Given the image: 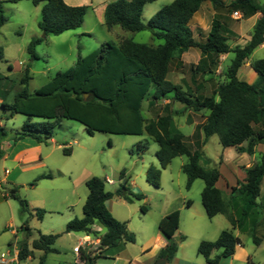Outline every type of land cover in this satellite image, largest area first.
Wrapping results in <instances>:
<instances>
[{
    "label": "trees",
    "instance_id": "obj_1",
    "mask_svg": "<svg viewBox=\"0 0 264 264\" xmlns=\"http://www.w3.org/2000/svg\"><path fill=\"white\" fill-rule=\"evenodd\" d=\"M35 6L42 5L40 30L47 36L61 35L83 26L88 6H71L65 0H31ZM157 0H114L105 9V24L108 28L120 26L130 32L149 30L154 38L163 40L159 46H149L130 39L120 44L103 43L97 50L86 57L78 55L76 63L65 71H58L55 76L41 89L31 93L29 84L32 80L29 66L26 67L21 79L22 89L15 95L12 102L3 97L2 109L8 112L7 119L17 114L27 117L21 129L16 131L14 143L24 138H34L38 142L47 143L53 138L54 131L62 120L80 123L89 135L106 133L114 135L143 136L147 134L159 146L156 152L159 167L150 165L146 172L147 182L154 188H161L162 170L166 169L173 159L187 156L189 162L183 166L187 175V189L197 179L205 183L202 192V204L207 216L212 219L225 213L227 205L222 192L217 188L221 172L217 168L208 169L201 164L203 147L208 139L218 136L225 148L242 149L244 152L255 153V147L264 142V58L251 64L257 79L249 83L240 78L239 72L253 52L264 45V3L256 0H232L227 6L222 0H174L160 9L148 22L143 19V10L147 4ZM0 0V29L8 21ZM211 2L217 10L228 12L241 11L245 19L259 14L253 27L251 39L244 45L232 48L225 33V24L220 18L213 19L205 41L194 37L191 22L200 11L202 5ZM43 42L35 38L28 46V52L37 59L36 47ZM190 49H198L212 66L219 65V57L233 53L234 58L226 72V81L217 90L206 96L190 85H183L168 79L172 72L176 54H183ZM5 59L4 48L0 46V61ZM182 66V63H180ZM192 75L196 79L198 71L202 75H214V69L205 66H193ZM86 95H88L86 97ZM169 99L172 103H181L185 108L195 111H208L206 121L200 126L203 139L199 138L192 144L181 132L173 127V115L166 110L165 114H156L155 118L147 119L143 112L144 103L148 111L154 112L157 103ZM5 118V117H0ZM7 135L5 127H0L1 140ZM65 146V144H64ZM148 149V141L139 142L132 152L143 153ZM65 155L73 150L64 147ZM3 152L0 147V157ZM124 173L121 174L123 178ZM42 175L41 179L52 178ZM264 179V154L257 165L246 169V177L240 186L232 188V200L243 197L242 217L253 218L252 236L259 246L263 238L256 235L260 222L254 216V209L260 207L258 199ZM107 179L94 176L87 181L89 194L83 206V216L75 217L67 223L64 233L81 232L99 237L95 225L106 229L101 235L99 245L92 250L79 248V262L73 264H96L97 259L106 250L115 248L121 243H135L136 236L130 232L127 222L118 220L107 207L113 198H122L129 203L145 199L144 194L131 192L125 182L113 192L106 190ZM6 198L19 202L21 231L24 238L18 241V260L24 261L34 257L36 251L43 252L37 264H46L50 253H58L54 247L59 234H42L37 231V238L30 243L34 230L30 226L33 215L42 220L46 214L43 209L32 210L29 202L19 196V188L8 190L2 187ZM237 195V196H235ZM8 196V197H7ZM192 202L189 201L188 204ZM142 212L147 208L142 206ZM180 211L165 216L159 223V229L167 238L168 244L161 251L159 258L172 261L186 236L175 238L180 227ZM233 226L236 221L231 217ZM242 244L232 229L224 230L215 241H202L198 254L203 256L207 264H219L221 258L234 255L237 246ZM214 252H219L213 256ZM167 262V263H168Z\"/></svg>",
    "mask_w": 264,
    "mask_h": 264
},
{
    "label": "rangeland",
    "instance_id": "obj_2",
    "mask_svg": "<svg viewBox=\"0 0 264 264\" xmlns=\"http://www.w3.org/2000/svg\"><path fill=\"white\" fill-rule=\"evenodd\" d=\"M2 4L5 15L8 18L6 24L0 29V46L4 48L5 59L2 61L3 74L7 72L10 74V83L14 82L12 92L7 94L8 102L14 100V90L19 86V80L23 75L24 69L29 66L30 75L32 80L29 84V91L34 93L45 86L58 71H65L71 68L77 61L78 55L83 57L88 56L93 51L97 50L101 44L106 41L115 43L117 38H126L133 40L137 43L146 44L149 46H159L164 43L163 40L154 38L149 30L141 32H130L117 27L116 30L108 32L105 26L98 24V16L96 10L88 9L85 16V24L76 29L67 31L61 35H49L44 38V33L38 27L36 22L37 17L41 20L42 5L35 6L31 0H4ZM174 0H157L153 3L147 4L143 10V19L148 22L160 9L164 6L171 4ZM232 0H226L228 6ZM258 3L263 4L264 0H256ZM212 4L206 2L201 11L193 18L191 28L194 32V37L198 41H205L210 31L213 19L220 18L225 24V33L229 39L231 47L234 49L238 46H244L251 38L253 28L251 27L252 19L248 20L243 17L241 11H238L242 18H234V10L228 12L227 10H218L216 13L212 10ZM258 15V14H257ZM255 15V17L257 16ZM92 29L94 35H85L84 30ZM35 38H42L43 42L36 47L37 59H33L28 52V46ZM121 43V42H120ZM199 50L193 49L189 54H176V60L173 64L172 72L168 75V79L175 83L181 81L187 82V79L192 74V67L205 66L214 69L212 80L207 86H204L202 71H198V76L201 80L197 88L199 91L200 86L205 87V94L211 96L218 88V86L226 81L227 68L234 58V54L230 53L229 60L225 63H219L217 66L209 64L207 59L200 53ZM185 57V58H184ZM264 58V47L257 48L249 57L246 64L239 72L241 79L251 82L248 78L250 72V62H254ZM183 59V61H182ZM250 61V62H249ZM182 63V66H180ZM11 70V71H10ZM219 71V72H218ZM5 76V75H4ZM184 79V80H183ZM4 81L5 77H4ZM206 84V83H205ZM189 85V84H188ZM21 88V86H20ZM187 89V88H186ZM2 96H0V101ZM165 101V102H163ZM156 107V113H146L147 103H144L143 112L147 117L152 116L155 118L156 114L160 113L166 99ZM0 103V114L4 113ZM176 109V114L179 115L175 118L174 129L180 130L188 138L187 142L193 143L198 138L201 140V133L199 127H193L186 122V119L192 120L191 123H198L199 125L206 121L208 111H195L193 109L185 108L181 103H171ZM170 109V108H168ZM191 111L189 114L184 115L185 112ZM27 117L23 114H17L13 119L5 120L8 131L16 132L21 129ZM197 132V134H195ZM193 134H195L193 136ZM53 137L59 144H65L66 147L73 148V153L67 156L63 150H58L57 153L62 158L69 168L73 171H78L80 166H88L89 171L96 174L95 176L107 179L106 189L114 191L115 188L124 184L126 180L135 181L137 187L141 191L135 194H144L145 199L134 200L132 203L123 204L117 202L114 208L116 213L126 218L130 232L131 229L138 230L141 222L146 219L151 225L159 217L164 202L170 200L174 195L180 193L189 200H195L200 209L202 205V192L205 183L201 179H197L190 189H187V175L183 171V166L189 162L187 156H180L172 160L166 169L162 170L161 188L157 189L151 186L146 179V171L152 164L159 165L156 157V152L159 149L158 144L147 134L143 136L133 135H114L106 133H96L91 136L86 131V128L78 122L71 120H62V123L54 131ZM148 141V149L143 153L132 152L135 145L139 142ZM264 143V142H263ZM248 147L245 143L243 148L229 147L225 148L221 145L218 136L210 137L203 147V154L201 164L208 168H217L222 177L218 182V187L223 191L225 204L228 211L232 210L234 202H241V197L233 199L230 198L231 192L227 190V184H236L240 186L243 181L240 178L239 171H246V169L257 165L263 152L249 154L244 152ZM264 149V146L262 147ZM244 153V154H242ZM124 177L121 178V174ZM58 181V180H56ZM19 187V196L25 198L28 202V195L31 193L25 188L24 185ZM262 196L258 199L260 207L254 209V216L262 220V212H264V184H262ZM228 192V193H227ZM230 192V193H229ZM134 193V192H133ZM85 196V195H84ZM177 196V195H176ZM237 196V195H235ZM85 197L81 200L77 197L74 199L73 209L76 216H82V207L85 202ZM8 203L3 208V217L11 220L14 218V226L19 228L20 236H22L21 218H20V205L19 202L13 198H9ZM117 201V200H115ZM48 202V201H47ZM48 213L42 221L43 230L48 232H58L65 229V220L69 216L71 209H67L64 205H57L58 209H48L49 203L46 205ZM145 206L147 213H143L141 208ZM53 208V207H52ZM55 210V211H50ZM57 210V211H56ZM262 211V212H261ZM37 217V216H36ZM38 217L34 223L39 224ZM210 223V220H208ZM37 231L35 234L37 235ZM135 233V232H133ZM53 234V233H43ZM243 242L253 249L254 258L252 261L255 264H264V219L260 222L256 230V235L262 237L263 241L260 246L254 242L253 236L250 233L240 234ZM194 239V238H193ZM192 243V238H191ZM58 246L61 247V254L52 256L51 259H58L73 262V249L72 242L69 238H62ZM1 252V250H0ZM26 262V261H25ZM49 264H57V261L50 260ZM71 264V263H70Z\"/></svg>",
    "mask_w": 264,
    "mask_h": 264
},
{
    "label": "crops",
    "instance_id": "obj_3",
    "mask_svg": "<svg viewBox=\"0 0 264 264\" xmlns=\"http://www.w3.org/2000/svg\"><path fill=\"white\" fill-rule=\"evenodd\" d=\"M112 1L114 0H65V2L71 6L85 5L88 6L89 9L96 10V14L98 16V24L105 26L108 32L114 31L116 30L117 27H120L116 25L111 28H108L105 24V9L107 5ZM222 1L226 3V0H222ZM204 4L202 5L201 9L203 8ZM211 8L214 11V13L218 11L213 7V5ZM259 16L260 15L258 14L256 17L254 16L248 19V20L252 19V24H251L252 28L256 24ZM36 22L39 23L38 17ZM83 33L85 35H90V36L94 35L92 29H89L88 31L84 30ZM125 39L126 38H117L115 40V44H120V42H122ZM106 42H111V41H106ZM260 47H264V45ZM192 50L193 49H190L188 52H185L184 56L189 54ZM200 53H199V57L201 56ZM229 56L230 53L221 55L219 57V63L227 62L229 60ZM252 63L253 62L249 63L250 72L248 74V78L251 79V82L249 83H254L257 79L256 73L251 68ZM2 64H3L2 61H0V96H2V100L0 101L1 104L3 103V97L9 94V92H12L13 87L15 86L14 82L10 83V80H8L10 79L9 78L10 74L8 72L6 74H3L4 72H3ZM4 77L6 81H4ZM203 77L204 78L202 81L204 82V86H207L213 78L212 75H207ZM184 79H187V82L183 84V82L185 81ZM184 79H183L184 81H181V83H176V84L183 85L185 89L188 88V84H189L194 90H199L197 88L199 82L196 83L195 81H198V79L201 80V77L200 78L196 77L195 79L194 76L191 74L190 77L188 78L184 77ZM20 86L21 85L19 80V86L16 88V90H14L15 92L14 97L22 89V86L21 88ZM204 86H200V89L203 88V90L201 89L200 92L207 96V94H205L204 92L205 90ZM166 101L169 102L170 104L169 99H166ZM160 103H157V106ZM169 104L165 103V105L162 107L161 112L158 114L161 115L165 114L166 110L172 113L173 127H174L175 118L179 115L176 114L175 107L169 106ZM155 111H157L156 108ZM190 112L191 111L185 112L184 115L187 116L186 114H189ZM146 113H148V115H150V113H153L148 111V104H147ZM8 115H9L8 112H4L0 114V117H5L0 119V127H5L7 130V135L4 138H2L1 146H0L3 152L2 157H0V250H1L0 255L3 253L8 254L6 258L8 260V264H37L39 258L43 255V252L41 251H36L34 257H29L24 261L18 260V251L16 250V248L18 249V241L24 238V234L22 232V236H20L19 228L16 226L12 228V225L14 223L13 217L11 220H8L2 215L3 208H5L6 206L5 204L8 203L7 200L9 199L6 198V194H4L2 187L5 186L8 190H10L13 187L24 185L25 188L31 192L27 197L29 199V205L32 210L41 209V208L47 209L46 205L48 203L49 205H54V206H49L50 208L48 209H58L56 208L58 207L57 205H64V207H66L67 209L69 210L71 209L68 218L65 220V224L67 225V223L70 222L72 219H74L75 217H79L76 216L77 214L73 209L74 199L78 197L79 200H81L82 197H85L84 199L86 201L87 196L89 194L86 185L87 181L92 177H94L96 174L89 171L88 166L83 164L80 166L78 171H73V169L69 168L68 165L65 163V161L62 158H60L57 153L58 150H63L64 147L66 146H64V144H59L54 137L47 143L38 142L37 140L31 137L24 138L14 143L13 138L16 132H12V131L9 132L5 124V120H9L6 118L8 117ZM148 115L146 117L147 119H153L152 116L148 117ZM191 121L192 120L186 119L185 123L192 125L193 127H199V129L200 126L203 124L202 123L199 125L198 123L195 122L191 123ZM175 131L181 132L180 130L177 129ZM195 134H197V132ZM195 134H193V136ZM198 136H201V138L203 139L202 132L200 134L198 132ZM263 146L264 143L258 144L255 147L254 155L260 152L264 153V149H262ZM159 166L160 164L157 167ZM239 173L241 180L244 181L246 177V171H239ZM42 175H52L53 177L47 179H41L36 183L35 186H32L31 183H33ZM238 180L236 181V184H231V183L227 184V190L229 189L231 192L230 198H232V188L237 186ZM125 182H127L126 186L131 192L136 193L137 191H141V189L137 187L135 181L130 182L129 180H126ZM262 184H264V179ZM216 186L219 189L218 183ZM117 188H115V190ZM221 192L223 195L222 190ZM262 193L263 190L261 185L260 197L262 196ZM176 195H174L167 202L163 203L161 213L157 218V220L154 221L152 225L148 223L146 219H144L141 222V225L139 226L138 230L131 229L133 232H135L134 233L136 236L135 243H121L119 246L115 248H110L106 250V252L97 259L96 264H156L160 260L159 256L161 251L168 244L167 238L162 234V232L159 229V223L165 216L175 211H180L181 214L180 227L175 235V238L177 239L180 235H184L186 236V240L180 244L179 250L175 258L172 261L168 262L167 264H207L205 258L198 254V247L200 243L202 241L217 240L220 234L227 229H232L235 236L241 240L242 244L237 246L234 255L221 258L219 264H255L252 261V259L254 258L253 249L243 242L240 235L242 233L251 234L254 227L253 218L250 215H248V217H242L243 197H241L242 201L240 203L234 202L231 211H228V207H227V211L225 213L219 214L214 218L210 219L207 216L204 207L203 209H200L195 200L194 201L189 200L188 198H186V196L180 193H177ZM189 201H191L192 203L188 204ZM117 202H122L123 204L129 203L122 198L115 197L107 202V207L118 220L122 222H126L127 221L126 218H123L122 216L116 213L114 205L117 204ZM50 211H55V210H50ZM47 213L48 212L46 211V214ZM82 216H83V207H82ZM262 216L264 217V212H262ZM231 217L236 221L235 226H233L230 221ZM36 218H37L36 215H33L30 221V226L34 230L33 236L30 239V243H32V241L37 238V235L35 234L36 230L40 231L42 234L53 233L60 235L54 246L58 250V253L48 254L46 264H49L50 260L57 261V264H70V263L73 264L79 262V252H78L79 248L82 247L86 250L95 249L100 243L99 237L105 234L106 232V229L98 225H95L93 229L95 231H98L99 237H93L92 235H86L85 233H81V232L64 233L65 229L58 231L57 233L53 231L48 232L47 230H43L42 221L44 220V218L42 220H40L39 218L37 219L39 224L34 223V220ZM208 220H210V223H208L209 222ZM21 226H22V218H21ZM65 237L69 238L72 242L73 262H67L63 260L59 261L56 258L51 259L52 256L54 255L58 256L61 254V247L58 246V243L62 238ZM191 238H192V243L190 241ZM217 253L219 252H214L213 256H215Z\"/></svg>",
    "mask_w": 264,
    "mask_h": 264
},
{
    "label": "built area",
    "instance_id": "obj_4",
    "mask_svg": "<svg viewBox=\"0 0 264 264\" xmlns=\"http://www.w3.org/2000/svg\"><path fill=\"white\" fill-rule=\"evenodd\" d=\"M234 18L236 19H240L242 18L241 14L237 11V12H234ZM16 250L18 251V249L16 248ZM8 256V254L6 253H3L0 255V264H8V260L6 259Z\"/></svg>",
    "mask_w": 264,
    "mask_h": 264
},
{
    "label": "water",
    "instance_id": "obj_5",
    "mask_svg": "<svg viewBox=\"0 0 264 264\" xmlns=\"http://www.w3.org/2000/svg\"><path fill=\"white\" fill-rule=\"evenodd\" d=\"M46 37V35H44V38ZM88 95H86L87 97ZM168 260L167 258H164V259H160L156 264H167Z\"/></svg>",
    "mask_w": 264,
    "mask_h": 264
}]
</instances>
